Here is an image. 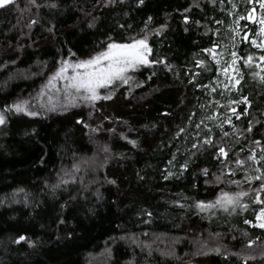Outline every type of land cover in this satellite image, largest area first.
<instances>
[{"label": "trees", "instance_id": "16d2710c", "mask_svg": "<svg viewBox=\"0 0 264 264\" xmlns=\"http://www.w3.org/2000/svg\"><path fill=\"white\" fill-rule=\"evenodd\" d=\"M222 2L0 6V109L36 93L61 60L142 38L151 50L150 63L130 73V84L106 89L107 98L46 115H6L0 264H264V229L246 223L264 207V173L250 159L264 150V48L239 46L235 93L247 100L231 126L197 137L211 110L207 85L217 66L206 50L216 42ZM173 159L183 167L169 176ZM240 192L228 211L203 210Z\"/></svg>", "mask_w": 264, "mask_h": 264}, {"label": "rangeland", "instance_id": "374dc122", "mask_svg": "<svg viewBox=\"0 0 264 264\" xmlns=\"http://www.w3.org/2000/svg\"><path fill=\"white\" fill-rule=\"evenodd\" d=\"M253 8L255 12H252ZM221 12L222 17L220 21H218V28L215 32L216 42L206 50L209 58L217 66L215 77L207 85V95L211 110L200 119L201 122H199L198 125L200 127H198L200 129V134H198L197 137L199 135L206 136L214 130H223L227 126H231L233 119L239 116V113H237V106L244 101V99L238 98L235 93L238 85L235 81L237 79L240 81L242 76L239 68V46L242 43H248L255 49H261L258 47V44L264 42V31H261L264 25L259 23L261 17H264V9H261L259 3L255 2V0H251V2L250 0H223ZM249 15H252L253 19H249ZM254 40L256 43H253ZM232 53L236 54L235 57H233ZM234 60L235 63H233ZM77 61L80 60H61L56 70L45 79L41 88L36 93L28 98H22L10 104L8 107L0 109V113H3L5 118L9 113L28 114L31 112L46 115L48 113L67 110L77 104H92L110 95L109 91L106 89H111L116 85H128L132 78L130 73L141 66L147 65L139 64L133 68L127 69L124 73L127 83L122 79H116L111 84L100 87L97 90L99 98L91 100L86 98L88 95L87 93L82 91L78 92L76 89L69 87L70 81L65 79V77L73 74L74 70L71 67L67 69L66 73L57 75L59 69L65 62L74 64ZM224 69H227V72H225ZM225 85H227V87ZM16 104H21L23 110L18 112L15 107H13V105ZM220 155L224 159L225 155L222 153H220ZM250 159L253 160V169L256 171V174L260 175L264 173V150L261 148L252 150ZM182 167L181 164H176L174 159L171 160L168 175H174L176 172L180 171ZM240 167L251 173V169L244 164H240ZM222 198L221 194L212 204L203 206V210H213L214 212L216 211L215 213L225 212L238 204L236 203L235 205L224 207L218 203V199ZM240 199L241 196L238 198V202ZM261 199L264 203V193ZM260 209L257 210L254 221L246 222L247 224L260 228V222L256 219Z\"/></svg>", "mask_w": 264, "mask_h": 264}, {"label": "snow or ice", "instance_id": "6c2138e0", "mask_svg": "<svg viewBox=\"0 0 264 264\" xmlns=\"http://www.w3.org/2000/svg\"><path fill=\"white\" fill-rule=\"evenodd\" d=\"M10 2L11 0H0V6L7 5ZM255 2L259 3L261 9H264V0H255ZM140 3H143V0H140ZM252 12H255L254 8L252 9ZM248 18L253 19L252 15H249ZM149 19H151V17H149ZM187 19L188 18L185 17L186 21ZM259 23L264 25V17H261ZM261 31H264V28H262ZM253 43H256V41L254 40ZM258 47L264 48V42L259 43ZM150 51L146 39H134L131 43L125 44L114 42L109 43L106 50L89 59L80 60L74 64H68L65 62V64L59 69L57 75L66 73L67 69L71 67L74 70L73 74L65 77V79L70 81L69 87L76 89L78 92L82 91L87 93V99L96 100L99 98L97 90L100 87L111 84L116 79H122L127 83V79L124 77V73L127 69L133 68L139 64L150 63L147 57V53ZM232 55L235 57L236 54L232 53ZM251 60L252 57H248V61ZM260 60L264 61V56H261ZM233 63H235V60ZM201 64H203V61H201ZM224 71L227 72V69H224ZM239 82L238 79L235 81L236 84H239ZM225 86L227 87V85ZM244 99L247 100L246 97ZM13 107H15L18 112L23 110L21 104L13 105ZM28 114L36 115V113L31 112ZM4 122L5 116L3 113H0V124H3ZM181 131H183V129H181ZM132 143L135 144V141H132ZM219 151L220 153L227 155L224 148H220ZM236 163L242 164L243 161L237 160ZM262 187H264V185H262ZM243 195H245L243 192L235 194L223 193V198L218 199V203L224 207L235 205L238 203V198ZM257 200H259V196H257ZM256 219L260 222L259 227L264 228V208L260 209ZM18 240H25V237L20 236Z\"/></svg>", "mask_w": 264, "mask_h": 264}]
</instances>
